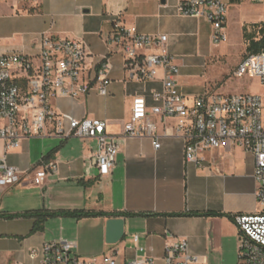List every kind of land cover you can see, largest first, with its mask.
Here are the masks:
<instances>
[{"label": "crops", "instance_id": "1", "mask_svg": "<svg viewBox=\"0 0 264 264\" xmlns=\"http://www.w3.org/2000/svg\"><path fill=\"white\" fill-rule=\"evenodd\" d=\"M225 1L229 6L239 0ZM178 3H0V55L21 52L39 62L44 35L84 42L89 53L85 73L91 80L89 93L75 99L55 97L51 105L59 114L104 119L108 132L122 136L135 97H145L149 107L155 104L153 93L163 88V72L149 81L130 77L121 48L108 41L115 20L136 33L166 34L169 51L179 65L180 91L187 97L201 93L187 78L184 58L207 42L213 43V28L205 18L180 15ZM240 21L243 38L244 28L249 31L247 25L264 21V15L254 20L243 15ZM105 58L111 83L108 94L101 95L95 78ZM156 120L161 147L155 149L148 137L123 136L116 165L106 177L99 176L92 163L97 140L58 137L54 123H49L48 135L24 138L9 151L0 139V159L5 157L10 165L23 171L21 182L0 186V264H42L41 255L33 258L32 250L60 238L74 241L82 258L115 253L118 264L146 257H152L153 264H165L166 243L179 240H187L190 252L198 256L195 264H239L241 231L234 216L261 212L253 155L225 143L207 151L204 164L187 163L181 139L164 135L172 132L173 121L162 124L158 117ZM49 161L57 163V173L44 186L35 183V170ZM34 210H94L108 214L84 218L57 215L50 217L41 230L32 232L35 219L21 214ZM195 212L200 214H191Z\"/></svg>", "mask_w": 264, "mask_h": 264}, {"label": "built area", "instance_id": "2", "mask_svg": "<svg viewBox=\"0 0 264 264\" xmlns=\"http://www.w3.org/2000/svg\"><path fill=\"white\" fill-rule=\"evenodd\" d=\"M33 5L38 0H0ZM180 15L205 18L212 25L215 44L228 39V4L225 0H179ZM166 34L136 33L115 20L109 34L110 44L119 46L125 55V68L132 79L149 81L163 72V88L153 93L155 104L147 99L133 100L125 134L108 132L104 119H78L57 113L51 100L55 97L78 98L89 93L90 79L85 75L89 56L84 42L51 35L42 39L39 62L21 53L0 55V139L6 151L18 146L22 139L48 135L49 123L55 124L54 134L61 138L96 139L98 149L92 157L99 176H108L116 165L123 136L148 137L155 149L161 147L159 122L173 121L172 132L165 136L181 139L187 163L200 166L206 162L205 153L225 143L251 153L255 166L253 176L258 184L257 202L261 212L236 214L234 221L239 238V264H264V95L252 93H223L205 91L187 97L178 85L179 65L167 46ZM108 58L96 72V85L101 95L108 94L111 83ZM237 76L250 75L264 87V49L248 54L238 65ZM0 186H13L22 181L23 171L0 159ZM58 171L55 161L35 170L34 182L44 186ZM137 239V236H136ZM41 255L42 264H118L115 253L89 259L77 253V244L67 239H54L34 249L31 256ZM152 257L136 258L130 264H153ZM165 264H195L198 256L190 252L187 240L167 242Z\"/></svg>", "mask_w": 264, "mask_h": 264}, {"label": "rangeland", "instance_id": "3", "mask_svg": "<svg viewBox=\"0 0 264 264\" xmlns=\"http://www.w3.org/2000/svg\"><path fill=\"white\" fill-rule=\"evenodd\" d=\"M228 10V39L222 43H206L185 57L188 64V79L202 93L218 91L223 93H252L264 95L260 81L250 75L237 76L235 71L247 55L246 41L241 36L240 20H248L264 15V0H239L230 4ZM257 21L255 23H260ZM255 23L247 26L249 31L257 33ZM260 38V35H257ZM238 264V261L237 263Z\"/></svg>", "mask_w": 264, "mask_h": 264}, {"label": "trees", "instance_id": "4", "mask_svg": "<svg viewBox=\"0 0 264 264\" xmlns=\"http://www.w3.org/2000/svg\"><path fill=\"white\" fill-rule=\"evenodd\" d=\"M255 26L259 28L257 33H253L252 31H248V28L245 27L243 31V37L247 43L246 50L247 55L257 53L264 49V21L260 23H255ZM257 35L261 37L258 38ZM108 213L103 211H94V210H75V211H47V210H34L27 211L22 216H30L35 219V223L32 229V232H36L41 230L44 226V223L50 218L57 215H70L75 218H84V217H96V216H104ZM193 215L200 214L198 212L191 213ZM210 214H218V213H210ZM113 215V214H111ZM130 215H137V213H131ZM13 216V215H10Z\"/></svg>", "mask_w": 264, "mask_h": 264}, {"label": "water", "instance_id": "5", "mask_svg": "<svg viewBox=\"0 0 264 264\" xmlns=\"http://www.w3.org/2000/svg\"><path fill=\"white\" fill-rule=\"evenodd\" d=\"M162 2H165V0H162Z\"/></svg>", "mask_w": 264, "mask_h": 264}]
</instances>
